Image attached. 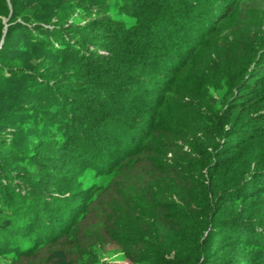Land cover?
I'll list each match as a JSON object with an SVG mask.
<instances>
[{
  "label": "trees",
  "instance_id": "1",
  "mask_svg": "<svg viewBox=\"0 0 264 264\" xmlns=\"http://www.w3.org/2000/svg\"><path fill=\"white\" fill-rule=\"evenodd\" d=\"M114 10L37 17L24 35L47 58L16 99L24 72L0 63V101L47 126L0 137V254L87 264L108 243L135 264H264V0Z\"/></svg>",
  "mask_w": 264,
  "mask_h": 264
},
{
  "label": "rangeland",
  "instance_id": "2",
  "mask_svg": "<svg viewBox=\"0 0 264 264\" xmlns=\"http://www.w3.org/2000/svg\"><path fill=\"white\" fill-rule=\"evenodd\" d=\"M119 1L75 0L74 6L59 8L55 3L57 0H0V63L3 65L9 63L14 66L10 73L12 70L17 71L16 68H21L20 71L24 72L20 76L21 80L13 82V87L10 88V97L16 99L24 89L29 87L32 80L27 76L37 73L38 69L36 68L47 58L46 50L34 48L35 46L30 44L24 35L25 29L35 30L33 27L38 22L37 17H50L53 14L52 17L55 20L61 16L69 24L82 25L91 20L95 21L103 14L116 16L114 7L118 5ZM7 45L11 46L10 50H2L3 46L4 49H8L5 48ZM18 56L21 58L13 59ZM3 75L9 77V73L6 71ZM46 128L47 126L41 120H33L28 116L21 115L0 101V137L5 139L9 137L13 140L24 139L23 145L25 146L32 142H43L46 139L44 135ZM86 177L87 182L96 181L93 172H87ZM97 248H94L95 260L89 259L87 264H135L131 263L125 256L123 248L118 245L106 243ZM11 260V256L0 254V264H10ZM54 261L53 254L47 255V251L42 250L31 259L21 260L15 264H52Z\"/></svg>",
  "mask_w": 264,
  "mask_h": 264
}]
</instances>
